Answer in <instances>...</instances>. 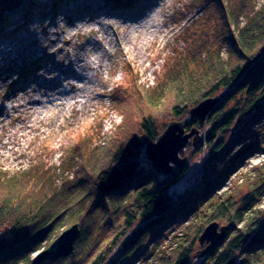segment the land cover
<instances>
[{
    "label": "trees",
    "instance_id": "1",
    "mask_svg": "<svg viewBox=\"0 0 264 264\" xmlns=\"http://www.w3.org/2000/svg\"><path fill=\"white\" fill-rule=\"evenodd\" d=\"M22 1L0 0V31L9 24L5 12ZM140 1L104 3L127 10ZM216 3L227 23L224 55L220 50L200 57L192 51L175 58L155 92L137 91L146 112L118 103L123 120L99 160L86 156L75 176L58 186L54 178L63 168L56 173L34 163L12 173L0 170V229L8 230L0 237V264H34L31 252L47 247L76 222L80 232L74 254L35 264H128L134 253L150 256L148 264H264V206H256L264 204V174H255L258 182L240 198L218 191L247 156L264 150V2L257 9L254 0L241 3L237 15L245 14L242 25L233 3ZM198 39L192 35V45ZM201 39L203 48L207 37ZM210 96L220 101L199 127L202 140L189 145L186 164L168 176L157 174L145 158V144L156 140L168 121L183 119ZM193 126L196 120L187 122L185 130ZM80 148L85 145L73 149ZM195 157L200 159L198 175L180 191L176 186ZM192 217L193 226L181 227L178 236L183 238L174 248H158L160 231ZM211 222L229 229L223 241L201 253L206 244L199 237ZM196 253L202 256L198 262Z\"/></svg>",
    "mask_w": 264,
    "mask_h": 264
},
{
    "label": "rangeland",
    "instance_id": "2",
    "mask_svg": "<svg viewBox=\"0 0 264 264\" xmlns=\"http://www.w3.org/2000/svg\"><path fill=\"white\" fill-rule=\"evenodd\" d=\"M241 1L229 0L235 15ZM216 2L143 0L126 10L104 0H23L6 11L9 24L0 31V170L12 173L34 163L56 173L63 168L54 178L58 186L75 176L86 156L99 160L123 120L118 103L146 112L137 91L155 92L175 58L192 51L200 57L220 50L224 55L227 23ZM263 2L254 0V9ZM237 17L242 25L245 14ZM193 18L198 21L190 25ZM192 35L200 38L193 45ZM81 143L85 148L75 152L74 145ZM189 145L182 156H189ZM199 164L195 157L176 186L180 191L197 177ZM263 167L264 150L251 153L218 191L240 198L258 182L255 174H264ZM193 223L192 217L165 227L158 233V248H174L183 238L181 227ZM6 229H0V237ZM40 251L33 250L31 257ZM201 258L195 254V261ZM149 261L150 256L134 253L127 262Z\"/></svg>",
    "mask_w": 264,
    "mask_h": 264
},
{
    "label": "water",
    "instance_id": "3",
    "mask_svg": "<svg viewBox=\"0 0 264 264\" xmlns=\"http://www.w3.org/2000/svg\"><path fill=\"white\" fill-rule=\"evenodd\" d=\"M219 101V96L204 98L190 108L187 118L170 121L156 140L145 144V158L157 174L168 176L174 168L180 170L186 164L187 156H182L181 153H184L189 144L195 146L200 141V130L197 126L205 122L208 114ZM194 120L197 126L186 131L185 124ZM228 229L229 225L219 226L217 222H211L205 226L199 237V243L206 244L201 253H206L223 241ZM79 232L78 222L64 229L46 248L41 249L34 257L33 263L73 255ZM260 233L264 236V224L260 228ZM227 264H234V261L231 260Z\"/></svg>",
    "mask_w": 264,
    "mask_h": 264
},
{
    "label": "bare ground",
    "instance_id": "4",
    "mask_svg": "<svg viewBox=\"0 0 264 264\" xmlns=\"http://www.w3.org/2000/svg\"><path fill=\"white\" fill-rule=\"evenodd\" d=\"M27 6L30 7V5H27ZM28 7L25 6L22 12H25L26 11L25 9H27Z\"/></svg>",
    "mask_w": 264,
    "mask_h": 264
}]
</instances>
